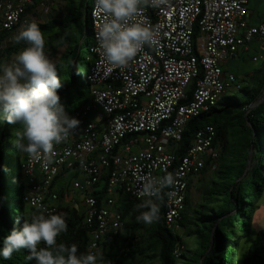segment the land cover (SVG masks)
<instances>
[{
  "label": "built area",
  "instance_id": "2783aa9c",
  "mask_svg": "<svg viewBox=\"0 0 264 264\" xmlns=\"http://www.w3.org/2000/svg\"><path fill=\"white\" fill-rule=\"evenodd\" d=\"M32 3L0 0V29L11 31L28 22L25 9ZM248 3L162 0L148 7L139 19L159 29L158 43L145 46L126 68L104 64L96 51L93 4L94 63L88 76L92 100L70 115L80 124L51 154L42 152L38 159L25 156L21 168L30 185L28 204L45 215L63 213L46 199L57 202L58 193L52 187L58 176L79 171L84 180L76 181L73 188L83 195L87 224L96 225L88 252L98 257L104 236L123 227L121 215L113 209L115 190L123 187L142 199L137 194L141 177L167 174L176 161L173 147L182 140L188 121L215 106L225 94L239 90L237 76L225 73L223 64L237 58L256 37L264 46V23L248 25ZM193 80L196 88L190 97ZM215 138L213 127L200 130L179 158L165 213V224L174 232L181 229L190 177L220 157L221 146H214ZM104 177L109 198L107 206L99 209L88 192L102 184Z\"/></svg>",
  "mask_w": 264,
  "mask_h": 264
},
{
  "label": "trees",
  "instance_id": "16d2710c",
  "mask_svg": "<svg viewBox=\"0 0 264 264\" xmlns=\"http://www.w3.org/2000/svg\"><path fill=\"white\" fill-rule=\"evenodd\" d=\"M55 1L33 0L25 13L30 16L28 22H37L44 34L46 55L57 59L62 84L58 94L70 116L92 100L88 76L94 63L91 53L94 0H61L63 5H51ZM41 4L49 6L51 11L39 14L36 9ZM18 29H0V44H5L4 49H0V65L26 46L23 42H12ZM82 43L91 53L86 59L87 64L81 63ZM81 66H87L86 79L80 73ZM238 81L242 96L227 93L215 106L192 117L185 126L182 140L173 147L176 161L167 172L172 174L179 158L191 147L200 130L213 127L216 133L214 146H221L220 157L188 181L180 231L174 232L165 224L167 195L162 201H156L160 205L158 222L145 225L136 221L138 213L134 211L142 199L118 187L111 198L114 199L113 209L121 215L123 227L118 233L106 234L100 241L97 264H264V229L256 230L253 225L264 195V99L260 102L264 92V62L261 68ZM195 88L196 80H193L188 89L190 97ZM74 100L76 106L72 105ZM253 105L256 106L251 108ZM22 129L23 125L8 124L0 117V248L13 227L22 228L25 219L30 220L33 214L39 213L27 202L30 185L21 168L27 153H21L13 143L16 131ZM209 171L212 172L211 181L198 188L201 196L194 204L193 180L198 177L203 181ZM68 174L75 179L83 176L77 170ZM63 176H58L52 187L58 193L57 202L50 204L46 199L47 204L64 213L68 225L67 231L57 238V244H76L78 255L88 254L91 233L96 225L90 226L86 222L87 210L80 202V191L74 194L73 203H65L74 188L70 183L60 185ZM98 186H101L99 190ZM107 188L104 177L102 184L88 192L97 200L99 209L107 206ZM168 189L165 188L163 193H168ZM44 246L43 243L40 245ZM177 248H181L179 254L175 253ZM27 255L28 251L21 249L9 260L0 256V264H35L34 260L26 258Z\"/></svg>",
  "mask_w": 264,
  "mask_h": 264
},
{
  "label": "clouds",
  "instance_id": "9594fccd",
  "mask_svg": "<svg viewBox=\"0 0 264 264\" xmlns=\"http://www.w3.org/2000/svg\"><path fill=\"white\" fill-rule=\"evenodd\" d=\"M162 0H94L96 51L104 64L126 68L145 46L158 43L159 29L143 16L148 7ZM12 42L26 46L10 63L0 65V117L8 124L23 125L15 133L14 145L21 153L38 159L51 154L54 146L65 142L80 121L70 117L61 103L58 90L62 87L56 63L45 53L44 34L35 21L25 22L12 36ZM176 183L172 173L161 177H141L138 196L142 202L134 207L136 221L152 225L159 220L165 188ZM154 198V199H153ZM36 204V201H32ZM63 213L33 214L22 228L13 227L3 239L0 256L12 258L14 252L26 249L27 259L35 264H97L95 254H79L76 244H57V238L67 231ZM44 247H40L41 244ZM103 261V257H100ZM111 264V262H109Z\"/></svg>",
  "mask_w": 264,
  "mask_h": 264
},
{
  "label": "crops",
  "instance_id": "0c3cea01",
  "mask_svg": "<svg viewBox=\"0 0 264 264\" xmlns=\"http://www.w3.org/2000/svg\"><path fill=\"white\" fill-rule=\"evenodd\" d=\"M248 11L247 21L249 26H258L259 24L264 23V0H249ZM4 47L5 44L1 43L0 49H4ZM254 58H257V60H254ZM12 59L13 58L6 63H10ZM241 60L245 65H242L240 62ZM259 61L264 62V46L260 39L256 37L249 43L248 49L242 50L237 58L225 62L223 64V70L225 73H232L237 76V79H240L242 76L252 74L256 69L253 63ZM65 177V175L61 177L60 185H66L68 183L65 181ZM47 199L50 204H55V202H52L49 197Z\"/></svg>",
  "mask_w": 264,
  "mask_h": 264
},
{
  "label": "rangeland",
  "instance_id": "374dc122",
  "mask_svg": "<svg viewBox=\"0 0 264 264\" xmlns=\"http://www.w3.org/2000/svg\"><path fill=\"white\" fill-rule=\"evenodd\" d=\"M64 3L61 1V0H56L54 2V4H51L53 6H61L63 5ZM37 12L39 14H46V13H49L51 11L50 7L45 5L42 6V5H39L37 6ZM82 46H83V51H82V54H81V63L83 64H87V57L91 55V53L89 52L88 48L85 47V43H82ZM62 53V49L60 50V52L58 53V56H60V54ZM50 57V55H48ZM14 58V57H13ZM55 63L57 62V59L54 57H50ZM242 63V65H245V63L241 60L240 61ZM262 63L263 61H259V62H256V63H253L254 64V67L256 69H259L262 67ZM80 73L82 74V77L84 79H86V74H87V66H85V68L83 66L80 67ZM234 94L238 95L239 97H241V92L239 91H236L234 92ZM77 104V101L74 100L72 101V105L73 106H76ZM66 112L68 111L67 108H65ZM83 176H80L79 179H75L73 178L72 174H68L66 177H65V181L70 183L71 186L74 185V183L76 181H82L83 180ZM211 178H212V172L209 171L205 177V179H202L203 181H201L200 178L196 177L194 178L193 180V184H192V188H191V194H192V199H193V203L196 204L199 202L200 200V196H201V192L198 191V188L202 185V184H208L210 181H211ZM101 188V186H98L97 189L99 190ZM72 196H68L66 197L67 199L65 200L66 203H73L72 201L74 200V194H79L78 190L77 189H72ZM80 198V202L81 203H84V199H83V195H80L79 196ZM84 205V204H83ZM254 228L256 230H261V229H264V195L263 197L261 198V200L259 201V210L255 213V217H254ZM182 232H185V230H183Z\"/></svg>",
  "mask_w": 264,
  "mask_h": 264
},
{
  "label": "water",
  "instance_id": "95a60500",
  "mask_svg": "<svg viewBox=\"0 0 264 264\" xmlns=\"http://www.w3.org/2000/svg\"><path fill=\"white\" fill-rule=\"evenodd\" d=\"M263 99H264V92H263V94H262V97L260 98V102H262ZM255 106H256V105H253L251 108H254Z\"/></svg>",
  "mask_w": 264,
  "mask_h": 264
}]
</instances>
